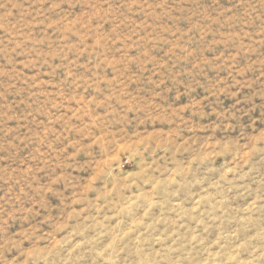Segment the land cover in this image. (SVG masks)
<instances>
[{"label":"rangeland","instance_id":"374dc122","mask_svg":"<svg viewBox=\"0 0 264 264\" xmlns=\"http://www.w3.org/2000/svg\"><path fill=\"white\" fill-rule=\"evenodd\" d=\"M0 264H264V0H0Z\"/></svg>","mask_w":264,"mask_h":264}]
</instances>
